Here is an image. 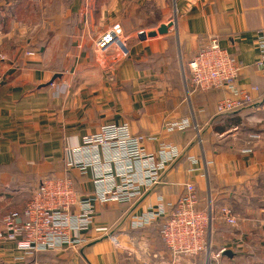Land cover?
Instances as JSON below:
<instances>
[{
    "label": "crops",
    "instance_id": "obj_1",
    "mask_svg": "<svg viewBox=\"0 0 264 264\" xmlns=\"http://www.w3.org/2000/svg\"><path fill=\"white\" fill-rule=\"evenodd\" d=\"M24 1L29 0L10 3L26 12ZM33 2L30 9L47 18L31 35V23L5 21L0 11V231L3 216L22 209L42 180L68 179L78 198L90 199L92 226L80 246L43 253L38 260L170 264L158 238L161 220L134 230L131 219L159 206L168 212L185 185L193 184L199 209L217 214L229 207L238 219L230 227L214 218L212 249L231 246L245 254L226 264H264V68L256 65L264 0ZM170 22L167 34L142 37ZM114 26L123 50L112 45L97 54L96 42ZM209 37L242 67L237 86L253 101L240 114L217 117L224 90L188 88V62ZM181 122L188 127L167 130ZM122 125L142 138L153 166L165 167L139 199L101 203L95 199L102 189L96 180L103 173L115 176L119 165L107 150L83 152L82 139L104 126ZM173 153L177 156L168 160ZM78 162L86 166H73ZM135 170L144 181L143 170ZM18 256L14 243L0 241V264H17ZM199 257L184 264H200Z\"/></svg>",
    "mask_w": 264,
    "mask_h": 264
},
{
    "label": "built area",
    "instance_id": "obj_2",
    "mask_svg": "<svg viewBox=\"0 0 264 264\" xmlns=\"http://www.w3.org/2000/svg\"><path fill=\"white\" fill-rule=\"evenodd\" d=\"M112 45L123 50L119 26H114L96 42L97 54L103 56ZM257 49L259 60L256 65L264 68V34L258 41ZM34 55L32 52L27 53V56ZM187 69V85L192 92L225 91L226 96L217 103L218 114L236 112L253 101L248 92L240 90L237 86L242 67L221 48L215 37L206 39L205 44L188 62ZM251 90L257 91V88L252 87ZM187 127V122L171 123L167 130L172 132ZM141 143L142 138L131 136L126 125L104 126L97 133L82 139L83 152L107 150L111 157H114V163L119 165L115 176L109 172L98 176L96 181L101 184L102 189L96 200L101 203H131L143 196L144 190L157 182V172L164 169V163L153 166L151 157L144 153ZM81 150H78L79 153ZM176 156L177 154L173 153L168 160ZM74 166L80 169V166L84 168L86 165L85 162H78ZM137 166L144 173L142 182L137 178ZM115 177L120 178V184L115 182ZM31 191V197L22 209L11 211L1 219L0 241L14 243L19 254L16 258L17 264H25L27 258L43 253L57 254L80 246L84 243L82 234L88 232L93 223L94 211L90 199L78 198L68 179L41 182ZM168 207V212L159 206L150 209L143 218L133 217L132 229H142L162 220L160 238L170 254V264H184L200 255L205 257L203 264H226L220 258V252L233 248L227 246L214 251L209 236L215 217L230 227L238 224L231 208L222 207L217 214L210 207L208 210L199 209L193 184H186L181 196ZM76 208L78 209L75 211ZM110 238L117 243L114 237ZM30 264L56 263L36 259ZM140 264L153 263L143 261Z\"/></svg>",
    "mask_w": 264,
    "mask_h": 264
},
{
    "label": "rangeland",
    "instance_id": "obj_3",
    "mask_svg": "<svg viewBox=\"0 0 264 264\" xmlns=\"http://www.w3.org/2000/svg\"><path fill=\"white\" fill-rule=\"evenodd\" d=\"M33 1H35V0H29V1H24V3H26V5L25 6H28L29 7V10L28 11H26L25 12V9L24 10H21V9H19V10H17L16 12H15V14L13 15V17H14V20H16V23H19V24H23L24 22H28V23H31L32 24V26L30 27L31 29H29L30 30V35H31V33H32V31H35L36 32V29H35V26H36V24L40 21V19H42V18H47L46 17V14L45 13H43L45 16H43L41 13L40 14H38V12L36 11V8L35 9H33L32 10V8L30 9V7H31V5H34V4H36V3H34ZM9 2H12V0H9ZM11 4V6H13L14 5V3H10ZM10 6V5H9ZM31 10V11H30ZM28 20V21H27ZM34 28V29H33ZM12 30V29H11ZM34 34H37V33H34ZM217 111V110H216ZM218 114V113H217ZM90 136V135H89ZM81 148V147H80ZM79 148V149H80ZM74 166V165H73ZM57 178H51V179H45V180H42L41 182H49L50 180H56ZM40 182V183H41ZM39 183V184H40ZM39 184H37L34 188H36ZM71 185H72V183H71ZM33 188V189H34ZM32 189V190H33ZM72 189H74L73 188V186H72ZM31 193H32V191H30V193L28 194V199L31 197ZM28 199H27V201H28ZM26 201V202H27ZM231 211H232V209H231ZM232 214H233V212H232ZM214 221V220H213ZM213 221H212V223H213ZM212 223H211V226H210V229H211V227H212ZM159 228H160V226H159ZM159 240H160V242L163 244V242H162V240H161V238H160V230H159ZM164 245V244H163ZM165 247V246H164ZM166 249V248H165ZM235 251V250H234ZM200 259H199V261H200V264H203L204 263V255H200V257H199ZM192 262V261H191Z\"/></svg>",
    "mask_w": 264,
    "mask_h": 264
},
{
    "label": "trees",
    "instance_id": "obj_4",
    "mask_svg": "<svg viewBox=\"0 0 264 264\" xmlns=\"http://www.w3.org/2000/svg\"><path fill=\"white\" fill-rule=\"evenodd\" d=\"M21 1V0H20ZM0 4H3L4 6H6V7H4V6H2V5H0V11L1 12H3V14H4V20L5 21H9V20H12V19H14V17H13V15L15 14V12H16V5H13V6H9L10 5V2H9V0H0ZM250 105V104H249ZM248 105V106H249ZM248 106H245L244 108H242V109H240V110H238V111H236V112H233V113H230V114H240V113H242ZM217 115H219V116H217V117H221V116H226L227 114H217ZM162 220H161V223L159 224V226H160V230H161V228H162ZM213 250H214V248H213ZM218 250V249H217ZM215 251V250H214ZM42 255H37V256H35V257H33V258H27L26 260H25V264H30V263H32L34 260H36V259H38V258H40ZM46 257H47V255H46Z\"/></svg>",
    "mask_w": 264,
    "mask_h": 264
},
{
    "label": "water",
    "instance_id": "obj_5",
    "mask_svg": "<svg viewBox=\"0 0 264 264\" xmlns=\"http://www.w3.org/2000/svg\"><path fill=\"white\" fill-rule=\"evenodd\" d=\"M14 1V0H12ZM173 22H170L168 25H161L156 32H149L146 36H142L143 38H153L156 35H165L168 33V30L173 27ZM59 76H55L57 78ZM51 83V82H50ZM239 255H245L244 253H239L234 251L233 249H225L220 252V258L229 262H233V259L235 257H238Z\"/></svg>",
    "mask_w": 264,
    "mask_h": 264
}]
</instances>
